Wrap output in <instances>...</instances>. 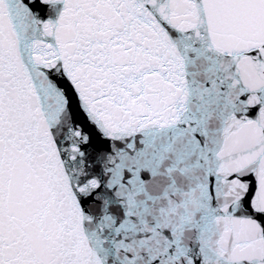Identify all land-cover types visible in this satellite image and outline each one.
I'll list each match as a JSON object with an SVG mask.
<instances>
[{
  "label": "snow or ice",
  "instance_id": "1",
  "mask_svg": "<svg viewBox=\"0 0 264 264\" xmlns=\"http://www.w3.org/2000/svg\"><path fill=\"white\" fill-rule=\"evenodd\" d=\"M0 264H264V0H0Z\"/></svg>",
  "mask_w": 264,
  "mask_h": 264
}]
</instances>
